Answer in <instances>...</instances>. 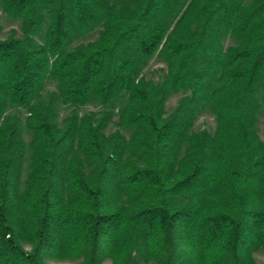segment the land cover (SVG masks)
I'll use <instances>...</instances> for the list:
<instances>
[{
    "label": "trees",
    "instance_id": "16d2710c",
    "mask_svg": "<svg viewBox=\"0 0 264 264\" xmlns=\"http://www.w3.org/2000/svg\"><path fill=\"white\" fill-rule=\"evenodd\" d=\"M0 13L20 26L0 39V264H257L264 0H0ZM207 113L214 133L195 130Z\"/></svg>",
    "mask_w": 264,
    "mask_h": 264
},
{
    "label": "rangeland",
    "instance_id": "374dc122",
    "mask_svg": "<svg viewBox=\"0 0 264 264\" xmlns=\"http://www.w3.org/2000/svg\"><path fill=\"white\" fill-rule=\"evenodd\" d=\"M0 23L2 26V33L0 34V39H4L9 35V32L12 29H17L18 31H20V26L17 23L12 22L11 20H9L4 14L0 13ZM98 37V34H94L92 35L90 38H88L87 40H85V42H90V41H95ZM166 66L158 61H154L149 68L146 70V75L149 79L153 78L155 80H159L162 78L163 74L161 72H158L159 70H165ZM54 86H51L50 89H53ZM180 99V96H173L169 103H168V110L169 112L172 111V109L177 105L178 100ZM85 112H89V111H93V112H97L98 108H96L95 106L92 107H88L86 109H84ZM69 110L67 109H63L62 110V115L61 118L59 119L60 124H62L63 120L65 119V117L68 115ZM22 118H25V114H22ZM207 129L208 131H210L211 133H214V131L216 130V121L215 118L210 115V114H204L203 116L200 117V119L198 120L197 124H196V131H201ZM113 131V127H111L110 132ZM261 133L262 135L264 134V120L261 123ZM25 139L27 141V143L31 142V136L25 132ZM255 259L257 261V264H264V252L261 251L257 254H255ZM47 264H81L80 260H75V261H65V262H59V261H54V260H49L47 261Z\"/></svg>",
    "mask_w": 264,
    "mask_h": 264
}]
</instances>
